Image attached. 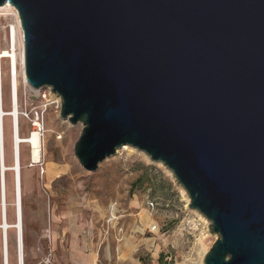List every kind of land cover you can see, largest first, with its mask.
I'll list each match as a JSON object with an SVG mask.
<instances>
[{
	"label": "water",
	"instance_id": "obj_1",
	"mask_svg": "<svg viewBox=\"0 0 264 264\" xmlns=\"http://www.w3.org/2000/svg\"><path fill=\"white\" fill-rule=\"evenodd\" d=\"M4 4L18 12L26 82L82 125L79 164L144 152L217 235L203 264H264V0ZM17 246L23 264L20 220Z\"/></svg>",
	"mask_w": 264,
	"mask_h": 264
},
{
	"label": "rangeland",
	"instance_id": "obj_2",
	"mask_svg": "<svg viewBox=\"0 0 264 264\" xmlns=\"http://www.w3.org/2000/svg\"><path fill=\"white\" fill-rule=\"evenodd\" d=\"M12 21L10 16L0 15L2 34ZM18 79L19 133L27 137L39 122L42 134V160L35 166H31L29 145L20 143L23 264H60L59 257L72 238L83 243L86 252L97 254V264H152L159 255L165 264H200L199 239L202 237L208 251L217 235L210 232L209 222L200 212L189 208L188 194L169 169L128 146L105 158L95 171L85 170L73 152L81 123L73 125L60 116L61 100L48 87L34 89L21 74ZM2 91L8 111L6 61L2 64ZM10 125V117L5 116L7 166L12 164ZM47 165L57 174L46 179ZM5 186L6 220L12 225L11 170L5 173ZM2 212L0 205V225ZM6 234L8 264H17L13 227L5 235L0 228V264H4L2 239Z\"/></svg>",
	"mask_w": 264,
	"mask_h": 264
},
{
	"label": "bare ground",
	"instance_id": "obj_3",
	"mask_svg": "<svg viewBox=\"0 0 264 264\" xmlns=\"http://www.w3.org/2000/svg\"><path fill=\"white\" fill-rule=\"evenodd\" d=\"M2 9H7V11L13 10V6L10 4H4L1 6ZM13 34L15 36V30L13 26ZM19 74L25 79L24 72V57H22V66L18 71L16 67V57L14 54L11 58V68L8 69V77H9V104L10 109L5 111L4 109V101H3V91H2V72H0V205L3 207L2 219L3 223L0 225L3 234L5 235L8 227H13L15 229V245L17 252V264H20V250L17 246V233L19 231V220H20V230H21V238H22V247H21V256L23 263V220H22V182H21V154H20V143L24 142L30 147V162L31 166H35V164L40 163L42 160V150H41V142H42V134L40 130L41 124L39 122H35V128L30 130V133L27 137H22L19 133L18 126V86H19ZM59 98V96L57 95ZM60 99V98H59ZM9 116L11 119V150H12V164L7 166L5 163V134H4V117ZM123 148H128V146H123ZM11 170L13 172V192H14V215L15 221L14 224L9 225L6 220V186H5V173L6 171ZM46 179L50 178L52 175H56L57 171L53 166L47 165L46 167ZM44 172V170H43ZM61 172V171H60ZM59 172V173H60ZM55 179V178H54ZM115 209L112 208V214L114 217ZM115 218V217H114ZM205 220V219H204ZM206 221V220H205ZM207 222V221H206ZM145 241V240H144ZM3 242V260L4 264H8V247H7V234L6 237L2 239ZM199 246L201 248V259L200 264L202 263L203 255L206 253V249L204 243L202 241V237L199 239Z\"/></svg>",
	"mask_w": 264,
	"mask_h": 264
},
{
	"label": "built area",
	"instance_id": "obj_4",
	"mask_svg": "<svg viewBox=\"0 0 264 264\" xmlns=\"http://www.w3.org/2000/svg\"><path fill=\"white\" fill-rule=\"evenodd\" d=\"M0 15L3 16L7 15L13 19L12 24H8L6 26V29L3 32V34L0 31V72H2V64L4 61H6V64L8 65V69L11 68V58L13 54L16 57V67L18 68V66L20 67L22 66V57H24V43H23L22 28L20 25V20L17 10L15 8L10 11H7V9L0 10ZM13 26L15 30V36L12 30ZM148 204L151 207L153 206L152 202H149ZM155 229H156V225H152L151 230H155Z\"/></svg>",
	"mask_w": 264,
	"mask_h": 264
},
{
	"label": "crops",
	"instance_id": "obj_5",
	"mask_svg": "<svg viewBox=\"0 0 264 264\" xmlns=\"http://www.w3.org/2000/svg\"><path fill=\"white\" fill-rule=\"evenodd\" d=\"M68 247L69 248L63 251L62 255L59 257L60 264H97V254L93 250L86 252L84 244H80V241L77 239L72 238ZM93 254H96L95 260H93ZM151 263L165 264L160 255L157 256L155 260L152 259Z\"/></svg>",
	"mask_w": 264,
	"mask_h": 264
}]
</instances>
